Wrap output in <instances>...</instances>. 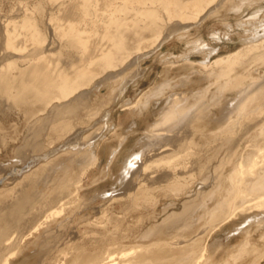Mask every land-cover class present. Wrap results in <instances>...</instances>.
<instances>
[{"label": "bare ground", "instance_id": "bare-ground-1", "mask_svg": "<svg viewBox=\"0 0 264 264\" xmlns=\"http://www.w3.org/2000/svg\"><path fill=\"white\" fill-rule=\"evenodd\" d=\"M39 3L38 22L48 43L42 41L41 47H31L0 70V101L11 103L23 116L27 131L24 141H32L34 149L40 152L37 142L44 132L52 139L65 137V143L59 147L65 148L63 154L42 164L29 176L26 169L33 167L39 156L23 159L21 151L6 164L12 170L8 177V168L0 164V185L9 178L16 181L10 188H0V264H10L17 255L18 244L12 241L14 234L22 241L36 233L59 202L81 194L86 171L101 164V156L95 149L106 138L105 133L111 131V114H103V122L85 141L80 140L83 131L76 127L81 112L92 122L106 105L104 100L100 107H89L95 89L105 83H116L120 77L124 82L120 86L116 83L110 103L119 101L129 85L139 83L140 60L159 48L163 40L173 34H189L193 28L200 30L202 23L211 18L219 20L227 12L236 14L233 23L220 22L222 29H210L211 40L199 38L187 42L188 50L178 57L167 58L164 68L168 75L178 63L196 71L181 74V84L166 79L137 102L126 103L133 118L128 130L134 131L155 103L170 92L154 123H147L146 134L138 142L142 145L125 151L127 137L116 131L119 141L107 151V169L122 159L121 181L130 180L141 170H150L155 177L149 184L158 190V197L175 192L179 180L188 182V178L196 175L197 180L194 177L191 180L199 189L191 190L193 193L188 194L190 198L183 210L164 218L161 225L140 232L148 243L122 251L117 244L107 246L105 235L94 240L102 244L101 252L83 263L123 264V259L131 255L133 264H198L209 247L200 245L199 239L225 230L235 218L241 220L226 231V240L263 231L264 212L245 215L244 206L255 202L256 207H264V67L257 65L264 61V0H109L106 8L107 0ZM234 26L238 27L236 31ZM235 32L240 38L239 47L219 56L218 45L223 43V37ZM35 38L31 34L29 40ZM11 41L7 35L2 47L0 40V64L15 56L16 47ZM196 56L200 61L193 64L192 58ZM127 71L129 75L123 76ZM178 86L183 89H176ZM194 86L200 87L195 90ZM1 130L5 129L0 123L3 142L8 134ZM208 139L220 143L210 148L204 144ZM101 146L107 148V144ZM194 146L198 153L193 151ZM58 149L48 154H56ZM48 154L40 158L45 160ZM64 155L65 164H79L82 170L79 175L75 174L72 183L65 190L60 189V193L30 194L34 179L47 186L58 170L63 177L53 180L56 185L64 186L70 181L69 166H59ZM214 162L217 164L213 165ZM19 164L23 167L18 168ZM243 192L250 199L237 204ZM117 195L115 190L104 192L100 198L108 204ZM158 197L154 196L151 202L157 205ZM36 199L37 207L33 205ZM177 206L171 202L164 212ZM198 251L201 256L197 257Z\"/></svg>", "mask_w": 264, "mask_h": 264}, {"label": "rangeland", "instance_id": "rangeland-1", "mask_svg": "<svg viewBox=\"0 0 264 264\" xmlns=\"http://www.w3.org/2000/svg\"><path fill=\"white\" fill-rule=\"evenodd\" d=\"M39 1L40 0H0V40H2V47L5 46L7 35L10 36L11 42H13L16 47L14 51L15 56L3 61L0 64V70H4L5 64L14 60L16 56L25 55L31 47H41L42 41L44 44L48 43L44 40V31L38 22ZM108 4L109 0H107L105 8ZM245 13L246 11L242 14L245 15ZM235 16L236 14L227 12L221 17L222 19L220 18L217 20V18H211L206 23H202L204 25L200 30L193 28L189 34L183 36L180 34H173L166 40H163L159 48L140 60L139 71L141 74L139 76V83L135 86L129 85L130 87H127L124 97L119 99V101L110 103V97L113 96L112 89L116 87L117 82H119V86L124 82L120 77H118L116 83H105L95 89L94 93H92L89 98L90 106H88L100 107V103L104 100L107 103L101 108L99 114L92 122L84 117L83 112H81L80 115H82V117L76 124V127L83 131L80 135V140L85 141L88 136L90 137L91 134L97 131L99 125L103 122V116L105 114H111V131L105 133L106 138L101 141L100 146L95 149L101 156V164L99 167L97 166L86 171L81 182L83 187L81 194L79 193L78 196H70L67 200L59 202L55 206V209L45 218L47 219L46 222H44V225L41 226L36 233L25 237L22 241L19 239L20 236H18V234H14L12 241L14 243L17 242L18 251L17 257L15 256L11 259L10 264H82L86 259H91L101 252L100 247L102 244L99 242L95 243V241L100 240L101 237L103 239L105 235L108 236V238H106L107 246L117 244L116 246H119L122 251H128L131 247L138 248L139 246H143V243L149 242V240L141 238L140 232L142 234L147 229L157 226V224L161 225L164 218L171 215L173 212H180L181 208L183 210L182 206L193 193L191 190L196 188L197 191L199 189V185L195 187L193 184L194 182L191 180L193 177L196 179L197 175L188 178V182L187 179L179 180L178 183L180 184L176 183L178 187L176 186L174 188L175 192L171 193L169 191L168 196L161 195L158 197V190H154L155 186L153 185V187L149 184V181L155 177V175H153L154 177L152 176L150 170L147 172L146 170L145 172L141 170L142 172H138L130 178L131 181L129 179V181H121L122 159L117 161L114 167L107 169V151L110 147L116 146L119 141L118 135L115 134L116 131L119 135L127 137L128 141H126L127 147H125V151L138 149L139 146L142 145V143L138 142L146 134L147 123L150 125L154 123L158 114L157 112L165 105L167 96H169L170 92H167L165 96L160 98L158 103H155L146 119L140 122L137 129H134V131L128 130L133 118L130 116L131 114H129L130 111L127 109L128 107L125 106L126 103L137 102L166 79L173 81L174 84H181L180 77L196 70L192 71L183 68L180 66V63H178L172 68L171 73L168 75L164 72L167 60L184 54L188 50L187 42H192L199 38L211 40V36L209 35L210 29H222L223 26L220 22L230 21L233 23ZM84 27V25L81 26V28ZM237 28V26H234L235 31ZM225 30H227V28ZM31 34H35V40H29ZM29 35L30 37L28 38ZM146 39L153 40L151 37H147ZM222 42L223 43H220L218 46L220 47L219 56L223 57L237 50L235 47H239L238 42H240V38L237 32L228 33L223 37ZM192 60L193 64L200 61L199 56L192 58ZM263 63L264 61L259 62L257 65L263 68ZM263 72L264 71H262V74ZM126 73L123 76L129 75L128 71ZM181 74L183 75L180 76ZM195 76H197V72ZM205 84L206 82L203 83L202 86ZM178 87L179 88L176 89H183V87ZM199 87L200 86H194L195 90ZM160 102L161 104H159ZM0 123L3 124L5 129L1 130V132H6L8 134L5 139V144V141L2 142L0 139V164L8 168L7 177L12 173V170L10 169L11 166L6 164H9L13 159L17 158L21 151H24L23 159L33 158V156H39L37 159H40L33 167L26 169L27 172H25V174L27 176L31 175V173L42 164L63 154L61 151H63L65 147L61 149L59 147L65 143V137L52 139L49 133L44 132L39 137L40 141L38 140L39 142H37L40 152L39 149H34L35 144L32 143V141H24L27 131L25 129L23 116L18 113L9 102L0 101ZM114 127L115 129H113ZM144 141H147V138H145ZM219 143V140L216 139L204 141L205 146L210 148L218 146ZM104 144H107V148L101 146ZM54 149H58L56 154L54 153V155L51 153V155H49L48 153ZM193 151L197 152V147L194 146ZM47 154L48 156L45 158L46 161L41 159V156ZM62 158L65 159V155L61 156V160L59 159L61 162L59 166H69L70 181L64 186L56 185L53 180H61L63 177L62 172L58 170V173L50 178L52 182H49L47 186L36 183L34 179V185L29 188L30 194L37 196V194L42 192L44 195H54L60 193V189L65 190V188L72 183L75 174L77 177L82 171L81 167L78 163L74 165L65 164ZM215 163L217 164V162H214L213 165ZM22 167L23 165H18V168ZM149 175L152 177H149ZM15 182V180L12 181L9 178L5 184L0 185V188H10ZM115 190L116 193H119V195L115 196V200L108 201V204H106L107 200H101L100 196L104 192L110 193ZM188 194L190 196H188ZM154 196H157V199L160 200L157 205L151 202ZM241 197L243 198H239L237 204H241L249 196H247V192H243L241 193ZM37 201L36 199L33 202V205L36 207L39 205ZM171 202L172 204H177V208H170L165 213L164 208ZM254 203L255 202H250L244 206L245 215L264 212L263 206L256 207L258 204ZM84 204H87V207ZM106 207L111 208V210L104 211L103 209ZM234 220L236 221L233 222ZM234 220L226 226L225 230H217V233H208L199 239L200 245L209 247L207 252L204 253L203 260L200 259L202 260L200 261L198 259V264H264V230L259 232L253 231L249 237L244 236L246 238L242 236L236 239L226 240V231L231 230L233 228L232 225L238 223L241 219L237 217ZM27 230L28 229H26V231ZM107 232H109V234ZM215 241L217 243L214 246L212 243ZM46 245H48V247ZM212 245L213 247H211ZM200 253L201 252L198 251L195 256H201ZM131 259V255L125 257L123 259V264H133Z\"/></svg>", "mask_w": 264, "mask_h": 264}]
</instances>
